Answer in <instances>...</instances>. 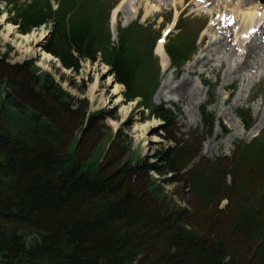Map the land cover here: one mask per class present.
<instances>
[{
	"label": "trees",
	"instance_id": "1",
	"mask_svg": "<svg viewBox=\"0 0 264 264\" xmlns=\"http://www.w3.org/2000/svg\"><path fill=\"white\" fill-rule=\"evenodd\" d=\"M56 2L0 0V13L22 34L52 23L46 52L74 72L101 58L126 101L139 98L167 129L173 113L153 100L161 69L150 29L133 22L115 41L113 0ZM195 50L184 34L167 44L177 67ZM213 102L203 106L202 136ZM80 107L34 60L11 63L0 52V264H264V130L235 143L230 157L195 164L199 137L168 134L150 162L117 135L83 148L104 116ZM237 114L253 126L249 109ZM118 145L121 156L111 152ZM168 183L183 184L180 200Z\"/></svg>",
	"mask_w": 264,
	"mask_h": 264
},
{
	"label": "rangeland",
	"instance_id": "2",
	"mask_svg": "<svg viewBox=\"0 0 264 264\" xmlns=\"http://www.w3.org/2000/svg\"><path fill=\"white\" fill-rule=\"evenodd\" d=\"M115 1H117V6L113 12L118 13L115 17V26L118 24L127 25L140 19L142 23L151 25L155 34H160L163 29L165 31L172 30L170 38L181 31L175 29V26L182 13L186 17L183 21L185 31L194 37L205 23L217 17L216 15L212 18L214 13H231L237 21L243 23L245 20V25H247L249 21H246L248 19L245 16L251 11L250 8H247L248 6H245V9L241 4L243 0ZM178 2H182V4ZM120 6L121 8L117 9ZM0 8L3 9V6ZM259 13L253 20L255 24L264 19V16L259 17L264 15V10L259 11ZM7 16L6 13L0 14V51L9 54V61L22 63L33 59L37 66L51 72L57 82L74 96L77 104L81 106L80 114L87 106L91 113L103 112L104 117L97 120L96 131L84 139L83 148L90 138L92 144L90 143L86 149H92L98 143L102 147L109 146L111 139L117 135L121 136L126 144L131 142L132 149L137 155L148 158L150 162H155L154 154L160 144L166 145L165 137L168 134L178 139L183 138L184 134H192L200 139L196 141L199 142L196 146H199L200 150L192 162L195 164L200 158L210 159V161L216 158H227L231 155L235 143L242 140L250 141L264 129V109L260 105L264 99V69L255 67L252 69L254 72L252 75L246 71L239 80L234 81V76H230L228 70L230 67H235L240 60L243 43L230 37L228 38L230 46L228 45L226 49L221 51L207 50L210 41L215 40L221 32L217 29L211 31L210 24L209 26L205 24V29L199 35L196 43L198 51L181 69L176 70L171 65L165 70L160 58L161 82L154 95V101L157 105L163 106L164 109L171 108L174 111L173 123L169 124L166 129L167 123L164 120L150 115L148 111H143L142 108H136L138 100L129 103L124 101V87L114 81L110 68L101 61L83 62L82 68L77 73L66 70L60 67L55 59L45 58L44 51L40 47L42 38H24L22 34L17 32L12 23L7 22ZM42 31L47 33L48 28L44 26L34 30L36 33ZM240 43L241 46H239ZM232 50L234 55L231 57L229 51ZM206 59H209L210 62L206 65L202 64ZM260 61L264 63V49ZM192 70L194 72L190 73ZM184 80L188 81L187 89L181 95L175 89ZM209 99H214V102L207 109L209 116L214 119V126L211 133L207 129L204 132L206 135L202 136L204 124L202 106ZM242 108L249 109L255 120V124L250 129L245 128L237 115L238 110ZM258 123L263 126L260 130L255 131V125ZM75 135L79 136L80 133L75 132ZM114 148L115 150H112ZM112 149L111 152L116 151L117 156H121L125 150L119 145ZM154 176L162 180L166 177ZM164 189L177 198L183 195L182 183H168L164 185ZM226 203L227 201H224L222 206H225ZM181 204L177 201L176 205Z\"/></svg>",
	"mask_w": 264,
	"mask_h": 264
},
{
	"label": "bare ground",
	"instance_id": "3",
	"mask_svg": "<svg viewBox=\"0 0 264 264\" xmlns=\"http://www.w3.org/2000/svg\"><path fill=\"white\" fill-rule=\"evenodd\" d=\"M182 2H178V3L182 4ZM242 3L244 5V7L248 6L247 8H250L251 11L247 14V16H245L246 19H248L246 21H249V23L247 25H245V20H244V22L241 23L243 25L239 26L235 30L236 32L234 31L235 38L236 39H241L242 43H243L242 47H241V50H242V53L240 54L241 57H239L240 60L236 63L235 67L234 66L230 67L229 70H228V72L230 73V76H234V78H233L234 81L239 80L241 78V75L242 74L244 75V72H246V71H249L250 74L252 75L254 73L252 71V69L255 68V67L257 69H264V63H263V61H260L261 56H262V52H263V49H264V43L262 42V38H264V24H262V25L258 24L257 25L258 27H257L256 31L253 34H251L247 40L242 38V37H244V34L247 33L248 29L253 27L252 26L253 23H251V22L258 15L257 12L260 10V8L264 9V5L259 3L257 0H243ZM119 8H121V6L118 7L117 9H119ZM245 9H246V7H245ZM117 14H118L117 12H114V14L112 16L113 23L116 21L115 17L117 16ZM236 25H237V23H236ZM242 26H243V29L241 30ZM229 30L232 31L231 29H229ZM239 34L241 36H239ZM43 35H44V31H42L41 33L33 32L30 35H24V38L33 37V38L39 39V38H42ZM210 42H209L210 44H208V46L206 48L207 50H210V49L212 50L213 49V50H216V51H221L222 49H226L228 45L230 46V44H228V34L226 32H222L221 36L217 37L215 40L210 41ZM239 46H241V43H240ZM156 52L161 57V63L163 65V68L165 70L167 68H169L170 67V63H169V60H168V56H167V54L165 52V49H164V46L162 44L157 46ZM229 52H230L229 55L232 57L234 55L233 50L229 51ZM44 54H45V58L53 59L52 56H50L48 53L47 54L44 53ZM209 62H210V60L206 59L205 61L202 62V64L206 65ZM192 72H194V70L190 71V73H192ZM238 74L240 76H237ZM187 83H188V81L184 80L179 85V87H177L175 89L176 92L178 94H181V95L184 94L186 92V89H187ZM260 105L264 109V99H262V102H261ZM263 125L261 123L256 124L255 128H254L255 131L260 130Z\"/></svg>",
	"mask_w": 264,
	"mask_h": 264
}]
</instances>
